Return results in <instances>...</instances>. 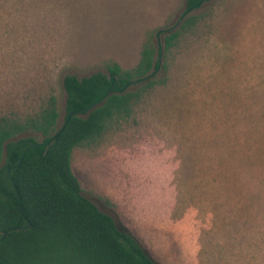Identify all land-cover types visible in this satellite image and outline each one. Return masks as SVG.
Returning <instances> with one entry per match:
<instances>
[{
    "label": "rangeland",
    "instance_id": "obj_1",
    "mask_svg": "<svg viewBox=\"0 0 264 264\" xmlns=\"http://www.w3.org/2000/svg\"><path fill=\"white\" fill-rule=\"evenodd\" d=\"M186 0H0V115L134 68ZM133 118L76 148L83 195L159 264H264V0H211ZM161 64L166 61L164 58ZM42 140V136H38Z\"/></svg>",
    "mask_w": 264,
    "mask_h": 264
},
{
    "label": "trees",
    "instance_id": "obj_2",
    "mask_svg": "<svg viewBox=\"0 0 264 264\" xmlns=\"http://www.w3.org/2000/svg\"><path fill=\"white\" fill-rule=\"evenodd\" d=\"M208 1L186 0L182 25L159 32L157 47L148 40L134 68L109 62L107 73L67 75L62 125L54 95L37 112L0 115V264H159L83 195L72 156L128 122L167 84L160 77L167 59L198 24L189 14Z\"/></svg>",
    "mask_w": 264,
    "mask_h": 264
}]
</instances>
